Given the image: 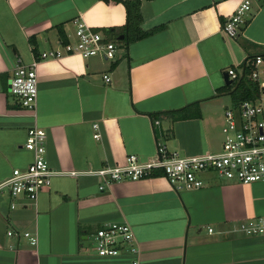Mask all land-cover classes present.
I'll return each mask as SVG.
<instances>
[{
	"label": "crops",
	"instance_id": "obj_1",
	"mask_svg": "<svg viewBox=\"0 0 264 264\" xmlns=\"http://www.w3.org/2000/svg\"><path fill=\"white\" fill-rule=\"evenodd\" d=\"M241 2L142 0L141 27L158 30L130 43L118 40L112 62L64 53L62 44L74 40L77 19L103 32L120 29L108 33L115 39L124 35L123 3L0 0V182L33 161L25 146L33 126L47 131L50 166L66 171L125 164L130 155L145 162L159 143L180 155L220 151L226 109L238 104L223 90L226 70L264 54V0L252 2L237 38L223 31ZM51 50L63 55L42 58ZM35 57L32 112L11 93L10 79ZM259 71L254 81L264 93V63ZM197 102L199 109L192 106ZM185 107L200 114L174 121L166 114ZM200 177L201 188L178 192L164 177L116 181L100 190L96 175L67 174L55 176L35 202L15 199L20 204L12 209L14 199L3 196L0 264H264V234L238 230L247 219L264 217V181L243 185L215 171ZM108 222L132 226L139 256L95 252L93 235ZM10 229L36 235L37 244L9 236Z\"/></svg>",
	"mask_w": 264,
	"mask_h": 264
},
{
	"label": "built area",
	"instance_id": "obj_2",
	"mask_svg": "<svg viewBox=\"0 0 264 264\" xmlns=\"http://www.w3.org/2000/svg\"><path fill=\"white\" fill-rule=\"evenodd\" d=\"M253 1L242 0L235 11L223 25L226 35L237 38L247 23L246 16L251 10ZM74 40L62 44L64 53L78 54L83 58L101 55L107 60H118V39L108 32L87 24L82 19L76 20ZM63 55L60 50H51L41 54L42 58H56ZM37 57L30 65L19 64L10 79V90L21 105L35 112L38 99ZM264 63L261 56L255 57L246 66L252 67L248 77L257 80L260 75L259 65ZM244 66L230 67L226 70L232 85L243 78ZM106 81L110 77L104 75ZM258 81V80H257ZM159 120L155 121V125ZM94 129L99 125L94 124ZM224 142L220 151L199 155H180L170 152L161 143L158 144L156 156L141 162L136 155H130L125 164H115L88 171H66L52 168L47 159V131L38 126L29 128L25 146L33 152V161L26 168H14L9 177L0 182V198L8 196L14 199L11 208L20 203L37 201L39 194L51 186L53 178L59 175L77 176L93 174L100 178V190H105L116 181L136 180L149 177L157 171L162 172L172 188L176 191L199 189L204 185L200 174L215 171L228 181L248 185L264 181V93L256 100H245L227 108L223 127ZM99 138V132L94 134ZM238 230L247 235L264 234V217L247 219L240 223ZM9 236L23 235L31 245H36L38 238L30 232L8 231ZM95 252L102 257L118 256L131 253L139 256L140 248L132 226L127 222H108L97 229L93 235ZM133 264H139L138 260Z\"/></svg>",
	"mask_w": 264,
	"mask_h": 264
},
{
	"label": "trees",
	"instance_id": "obj_3",
	"mask_svg": "<svg viewBox=\"0 0 264 264\" xmlns=\"http://www.w3.org/2000/svg\"><path fill=\"white\" fill-rule=\"evenodd\" d=\"M105 1L121 2L125 5L127 9V24L123 28H121V30H124L125 32L124 40L127 43L142 39L158 30V28L156 27L151 30L145 31L141 27L143 21V16L140 9L142 0H105ZM116 30H120V29L117 28L106 29V31L109 34L116 32ZM61 35L64 38L62 31H61ZM262 57L264 59V54L262 55ZM251 69L252 67L248 65L247 66L244 65L243 78L241 79V81H239L237 85H232V84L227 85L223 89L226 93H229L232 96V99L235 103H239L243 100H256L261 94V87L259 83L248 77V74L250 73ZM199 104L200 103L197 102L192 104V106H195L199 109ZM187 108L188 107L176 111H168L166 114L170 115L171 119L174 121L178 119L189 118L194 115L193 113H196L198 111L197 110L195 112H191L188 111ZM197 113L198 114L196 115L200 114L199 112ZM151 177H162V172L157 171L153 175L145 178H151Z\"/></svg>",
	"mask_w": 264,
	"mask_h": 264
},
{
	"label": "water",
	"instance_id": "obj_4",
	"mask_svg": "<svg viewBox=\"0 0 264 264\" xmlns=\"http://www.w3.org/2000/svg\"><path fill=\"white\" fill-rule=\"evenodd\" d=\"M117 38H118V40H123L125 38V36L121 35V36H119ZM225 82H226L227 85H231V83H232V81L228 78L227 74H225Z\"/></svg>",
	"mask_w": 264,
	"mask_h": 264
}]
</instances>
